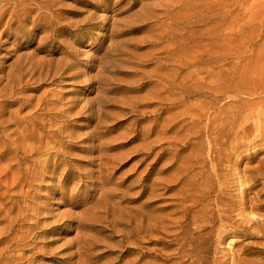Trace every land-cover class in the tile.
Listing matches in <instances>:
<instances>
[{
	"label": "rangeland",
	"instance_id": "374dc122",
	"mask_svg": "<svg viewBox=\"0 0 264 264\" xmlns=\"http://www.w3.org/2000/svg\"><path fill=\"white\" fill-rule=\"evenodd\" d=\"M263 83L264 0H0V264L179 262L161 243L203 124L235 195L264 144L227 156V123Z\"/></svg>",
	"mask_w": 264,
	"mask_h": 264
},
{
	"label": "bare ground",
	"instance_id": "6f19581e",
	"mask_svg": "<svg viewBox=\"0 0 264 264\" xmlns=\"http://www.w3.org/2000/svg\"><path fill=\"white\" fill-rule=\"evenodd\" d=\"M150 83H144L141 89ZM163 88L162 85L161 90ZM259 90V93H264V83ZM159 96L161 92L158 93L155 86L144 95V101L150 102L144 105H153ZM160 100L166 98L162 96ZM159 103L162 113L166 112L168 107H163L165 103ZM214 122L215 117L211 113L202 127L207 151L205 157L198 161L201 170L184 177L187 187L176 191L179 201V217L175 221L177 232L170 235V241L161 243L162 250L173 245L176 248L164 254V261L178 256L180 261L172 264H264V158H259L255 165H251L252 160L248 159L239 175L235 174L237 180L233 187L237 193L227 194V189L232 188L228 185L232 178L220 174L221 149L216 148L217 138L213 134L218 132V128ZM227 124L229 134L226 138L230 141L227 156L253 143H258L256 146L264 144V96L243 102ZM154 125L155 122H151L145 127V132L149 133ZM220 125L223 126L224 121ZM246 138L251 140L238 141ZM204 168L206 170H202ZM171 188L164 186L166 190ZM144 193L142 189L138 192L141 196ZM145 220L143 218L140 224ZM154 231L153 225L148 223L144 232L149 244L159 243L152 239ZM151 251L147 249L148 255L140 256L138 264L144 257H151L148 253ZM182 257H187V260L183 261ZM144 264L152 263L146 261Z\"/></svg>",
	"mask_w": 264,
	"mask_h": 264
}]
</instances>
